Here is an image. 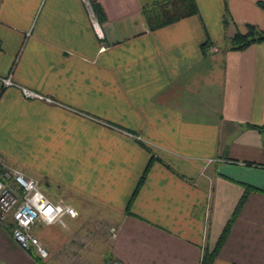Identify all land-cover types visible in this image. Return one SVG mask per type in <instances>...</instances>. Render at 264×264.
I'll use <instances>...</instances> for the list:
<instances>
[{"label":"crops","instance_id":"crops-1","mask_svg":"<svg viewBox=\"0 0 264 264\" xmlns=\"http://www.w3.org/2000/svg\"><path fill=\"white\" fill-rule=\"evenodd\" d=\"M97 1L0 0V161L76 210L33 226L42 260L200 264L245 195L212 264H264V41L228 48L264 0L153 28L154 1ZM0 264L38 262L0 226Z\"/></svg>","mask_w":264,"mask_h":264},{"label":"built area","instance_id":"built-area-1","mask_svg":"<svg viewBox=\"0 0 264 264\" xmlns=\"http://www.w3.org/2000/svg\"><path fill=\"white\" fill-rule=\"evenodd\" d=\"M82 1L89 5L88 0ZM2 81L4 85L12 83L9 77ZM22 92L27 98L50 100L32 90L22 88ZM65 215L75 216V208L62 200L52 201L42 191L37 179L27 177L20 170L0 161V226L9 230L12 238L23 249L46 259L48 251L34 234L33 226L37 222L55 223ZM106 264L122 263L110 260Z\"/></svg>","mask_w":264,"mask_h":264},{"label":"trees","instance_id":"trees-1","mask_svg":"<svg viewBox=\"0 0 264 264\" xmlns=\"http://www.w3.org/2000/svg\"><path fill=\"white\" fill-rule=\"evenodd\" d=\"M89 4L92 8L94 17L98 22H103L105 20V13L103 10L102 5L97 0H88ZM171 1V2H170ZM167 6L163 9H156L152 15L148 14V10L144 11L145 18L148 22V24L153 27H160L163 25H166L170 22H173L175 20H178L182 17L195 14L197 12V7L194 2V0H167ZM258 6L264 10V2L258 1ZM153 8V7H152ZM264 41V30L259 29L256 25L247 23L245 24V32H239L236 31L234 35L230 39L229 49L230 50H243L246 47L250 46L253 43ZM207 45V43H203L201 45L202 48H204ZM253 128H257L258 130L264 131V124L263 125H250ZM147 171V167L144 170L142 176L140 177V180L137 184L142 183L143 178L145 176V173ZM254 189L250 185L245 186L246 191H250ZM137 191V187L134 190V194ZM245 195L240 199L238 205L236 206L234 213L230 220L226 223L225 227L223 228L220 236L218 237L214 247L212 249L205 250L200 264H212L214 261V258L217 255V252L220 248V246L223 244V242L226 239V236L230 230V224L233 221L236 213L238 212L239 208L242 206L243 200ZM32 257L38 262V264H45V262L36 256L33 252H31Z\"/></svg>","mask_w":264,"mask_h":264},{"label":"rangeland","instance_id":"rangeland-1","mask_svg":"<svg viewBox=\"0 0 264 264\" xmlns=\"http://www.w3.org/2000/svg\"><path fill=\"white\" fill-rule=\"evenodd\" d=\"M147 1H154L156 4L154 5V6H150V7H148V14L149 15H152L153 13H154V11L156 10V9H163V8H165V6H163L162 4H161V2H162V0H147ZM171 2V1H170ZM153 7V8H152ZM102 222H100L98 225H99V227L101 228L102 227ZM27 251V250H26Z\"/></svg>","mask_w":264,"mask_h":264},{"label":"water","instance_id":"water-1","mask_svg":"<svg viewBox=\"0 0 264 264\" xmlns=\"http://www.w3.org/2000/svg\"><path fill=\"white\" fill-rule=\"evenodd\" d=\"M263 137H264V133H263Z\"/></svg>","mask_w":264,"mask_h":264}]
</instances>
